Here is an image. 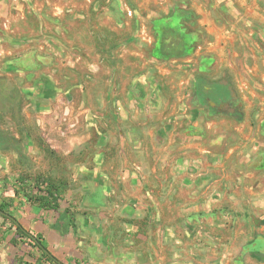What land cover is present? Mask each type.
Instances as JSON below:
<instances>
[{"label":"rangeland","instance_id":"1","mask_svg":"<svg viewBox=\"0 0 264 264\" xmlns=\"http://www.w3.org/2000/svg\"><path fill=\"white\" fill-rule=\"evenodd\" d=\"M0 140V209L60 264H264V0H0Z\"/></svg>","mask_w":264,"mask_h":264},{"label":"crops","instance_id":"2","mask_svg":"<svg viewBox=\"0 0 264 264\" xmlns=\"http://www.w3.org/2000/svg\"><path fill=\"white\" fill-rule=\"evenodd\" d=\"M226 4H228V2H226ZM171 37H169V39H171ZM164 41L166 42L165 43L166 46L169 48V49L167 48L168 52H174V51H177V50H183V45H182L181 42L180 43H177V44L176 43L172 44V43H169L168 42L169 41L168 38H165ZM181 41H183V39H181ZM31 53H29L28 56L25 59L30 60L29 56H30ZM17 65H18V63L17 64H13L12 66L15 68ZM219 85H221V84H219ZM202 87H203L204 90L208 91L207 92L208 95L211 94V91H209L210 89H207L208 86H205L204 85ZM215 91L213 92L214 95L216 94ZM0 146H1V144H0ZM10 231H12V230H10ZM45 233L48 234V235H50L49 232H47V231ZM15 235L16 234H14L13 232H11V233L9 232V234L5 237V240H3V239L1 240V238H3V236H5V234L4 233H1L0 234V264H20L22 262L21 260H19L20 255H19V253L17 251L18 246L14 245V243H13V239L15 238ZM56 235H57V238H58L57 239V243H59L61 245L62 242H63L62 241V239H63L62 234L60 233V235L59 234H56ZM260 240H262V244H263V248L262 249L264 251V239H260ZM21 255L23 257V261H32L31 260L32 256H30V254H24V253H22ZM245 255L246 254L242 253V255L240 257H244ZM152 256L157 257V259L155 260L156 264H163V261L165 259L164 258L165 255L159 254V253H155ZM136 257L137 256H133L132 258H128V259H132V260L134 259V260H136ZM226 257L227 256H223V258H226ZM150 260L151 259L145 260L144 262L141 260L142 263H140V261H138L137 264H152V262ZM222 262H223V260H222ZM128 264H133V263L132 262H129ZM174 264H179V263H178V261H176Z\"/></svg>","mask_w":264,"mask_h":264},{"label":"trees","instance_id":"3","mask_svg":"<svg viewBox=\"0 0 264 264\" xmlns=\"http://www.w3.org/2000/svg\"><path fill=\"white\" fill-rule=\"evenodd\" d=\"M46 193L48 194V196H53L54 193L52 192L51 188L46 191ZM46 205V204H45ZM50 207L56 208L58 210H60V207L57 204H52L49 202L48 204ZM3 209V208H2ZM61 216L60 218L57 220V223L54 225V229L59 231L62 235L66 234L69 230V228H74V219L72 218L71 214L68 213L67 210H64V212H61ZM5 218V217H4ZM15 224V223H14ZM16 225V224H15ZM61 228V229H60ZM65 228V229H64ZM16 229L17 232H19V234L23 237H27L30 240H33L30 236H29V232H27L23 226L21 224H19V226L16 225ZM62 229H64L62 231ZM34 241V240H33ZM36 244V243H35ZM41 244V243H40ZM42 245V244H41ZM36 246H38L40 248V246L38 244H36ZM43 246V245H42ZM44 247V246H43ZM45 248V247H44ZM42 250V248H40ZM43 255L46 256V258H50L43 250ZM51 260L55 261L54 259L50 258Z\"/></svg>","mask_w":264,"mask_h":264},{"label":"water","instance_id":"4","mask_svg":"<svg viewBox=\"0 0 264 264\" xmlns=\"http://www.w3.org/2000/svg\"><path fill=\"white\" fill-rule=\"evenodd\" d=\"M0 214L2 216H4L5 218H8L10 220H12L17 226H19V222L13 217L11 216L10 214L4 212L3 210L0 209ZM29 236L34 240V242L36 244H38L40 246V248H42V250L52 259L55 260V262H57L58 264H60L53 256L52 254L46 249L44 248L40 242L32 235V234H29ZM263 248V244H262V240H258L255 244H253L248 250L251 251V250H262Z\"/></svg>","mask_w":264,"mask_h":264}]
</instances>
